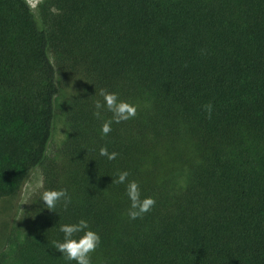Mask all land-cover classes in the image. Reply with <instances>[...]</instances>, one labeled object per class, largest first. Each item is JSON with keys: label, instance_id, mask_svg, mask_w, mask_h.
I'll return each instance as SVG.
<instances>
[{"label": "trees", "instance_id": "trees-1", "mask_svg": "<svg viewBox=\"0 0 264 264\" xmlns=\"http://www.w3.org/2000/svg\"><path fill=\"white\" fill-rule=\"evenodd\" d=\"M101 89L137 107L107 136ZM39 166L0 264H76L53 242L81 219L91 264H264V0H0V201ZM133 180L156 201L136 219ZM60 189L71 203L48 209Z\"/></svg>", "mask_w": 264, "mask_h": 264}, {"label": "clouds", "instance_id": "clouds-1", "mask_svg": "<svg viewBox=\"0 0 264 264\" xmlns=\"http://www.w3.org/2000/svg\"><path fill=\"white\" fill-rule=\"evenodd\" d=\"M99 95L103 97V103L100 100L95 102L94 115L97 118L101 116V110L105 107L113 116L102 125V134L107 136L112 131V123H121L134 118L137 115V107L129 102L119 99L117 93L108 92L101 89ZM205 109L211 115L212 105H205ZM100 155L114 160L119 155L116 152L109 153L106 147L100 149ZM129 176L127 171L118 173V179L113 183H125ZM127 195L131 201V209L128 213L130 218H142L144 214L150 212L156 204L152 197L141 199V191L137 181H130L127 184ZM44 205L50 209H55L57 203L64 201V207L67 208L71 203V197L68 195L67 189L45 190L41 196ZM60 231L64 233V241H54L55 249L64 255L69 261H75L76 264H91V253L95 252L101 243L99 234L89 229L86 220L81 219L75 224H63ZM83 232L79 239L73 238L76 234Z\"/></svg>", "mask_w": 264, "mask_h": 264}, {"label": "rangeland", "instance_id": "rangeland-1", "mask_svg": "<svg viewBox=\"0 0 264 264\" xmlns=\"http://www.w3.org/2000/svg\"><path fill=\"white\" fill-rule=\"evenodd\" d=\"M46 0H27L39 16L41 5ZM60 96L56 100V116L51 139L49 141L46 157H50L60 146L66 133V120L60 108ZM43 188V166L37 167L24 184L21 191L6 196L0 201V252H6L10 247V236L13 228L19 225L26 208L32 198Z\"/></svg>", "mask_w": 264, "mask_h": 264}]
</instances>
